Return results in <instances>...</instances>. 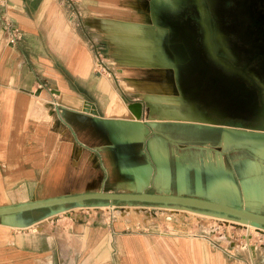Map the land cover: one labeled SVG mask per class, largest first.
I'll use <instances>...</instances> for the list:
<instances>
[{
	"label": "crops",
	"instance_id": "obj_1",
	"mask_svg": "<svg viewBox=\"0 0 264 264\" xmlns=\"http://www.w3.org/2000/svg\"><path fill=\"white\" fill-rule=\"evenodd\" d=\"M151 1L0 0V207L146 191L264 213V134L211 126L238 120L163 99L194 117L149 120L139 85L161 89L149 67L161 61L146 51ZM4 18L23 34L16 44ZM94 47L116 79L96 70ZM137 100L141 119L127 108ZM145 204L92 200L0 215V264H264L263 239L251 250L219 238L195 208Z\"/></svg>",
	"mask_w": 264,
	"mask_h": 264
},
{
	"label": "flooded vegetation",
	"instance_id": "obj_2",
	"mask_svg": "<svg viewBox=\"0 0 264 264\" xmlns=\"http://www.w3.org/2000/svg\"><path fill=\"white\" fill-rule=\"evenodd\" d=\"M200 4L203 14L196 0H191L184 13L172 16V20L178 22L179 32L184 31L187 42L196 48L192 64L204 73V101L221 96L223 88L232 86L238 98L235 102H244V107L218 116L255 127L263 124L259 114L260 102L264 109V0H201ZM205 27L211 32L209 40L212 33L216 39L217 30L225 33L226 53L217 48L213 54L205 51ZM255 84L261 86V97Z\"/></svg>",
	"mask_w": 264,
	"mask_h": 264
},
{
	"label": "water",
	"instance_id": "obj_3",
	"mask_svg": "<svg viewBox=\"0 0 264 264\" xmlns=\"http://www.w3.org/2000/svg\"><path fill=\"white\" fill-rule=\"evenodd\" d=\"M191 0H181L178 3L177 8L171 6L166 1L163 0H152L150 3V9L154 15H156V23L159 26L165 27L168 30L166 32L160 33V42L162 50L165 54L166 64L170 67L172 73L173 82L176 84V87L180 91L181 95L190 102H194L198 105L197 109L204 110L209 115H215L218 117L219 113L229 112L228 110L235 109L236 107H244V102H235L238 98L235 97L234 87L229 86L228 88H223V94L217 96L213 99H208L204 101L203 99V88L202 81L204 73L202 70H199L193 66V56L192 52L196 50L193 45L189 44L182 33L179 32V24L177 21L172 20V16L179 15L184 13L185 6L190 3ZM218 31V30H217ZM209 33L208 31V37ZM225 34V33H224ZM204 40L205 32H204ZM210 42H212V50H216V43L218 44V39H214L213 33L210 36ZM216 37V33H215ZM224 39V38H223ZM221 39V42L226 45L224 40ZM215 40V41H214ZM206 49V50H205ZM205 51L209 52L206 47ZM220 51L227 52L228 49ZM210 53V52H209ZM200 75L198 79L197 75ZM195 75V76H194ZM257 76V75H256ZM257 87V96L262 95L261 86L255 84ZM259 97V98H260ZM240 99V98H239ZM242 100V98H241ZM259 117L262 118V123L264 124V109L262 108ZM84 110L89 111L90 113L97 114L95 105L90 101L86 100L84 103ZM127 108L130 110V118L141 119L144 116V104L142 100L132 101L127 104ZM245 127L255 126L249 124H243ZM100 201L108 202L111 204L118 202H127V203H158V204H169V205H181L192 207L196 209H210L220 211L223 214L229 215L231 217L246 219L248 221L257 222V229L259 227H264V213H259L251 211L242 207L219 203L203 198H198L188 195H174V194H162L156 192H110V191H92L78 194H71L65 196H58L53 198L39 199L30 202H23L10 206L0 207V215L16 213L21 211H26L39 207H50L56 205H62L67 203H80L85 201ZM249 237L246 236V243L249 241ZM248 248L254 250V245L247 244Z\"/></svg>",
	"mask_w": 264,
	"mask_h": 264
},
{
	"label": "rangeland",
	"instance_id": "obj_4",
	"mask_svg": "<svg viewBox=\"0 0 264 264\" xmlns=\"http://www.w3.org/2000/svg\"><path fill=\"white\" fill-rule=\"evenodd\" d=\"M169 2H171V6H173L174 8H177V5L179 2H181V0H169ZM200 2L201 0H196V5L198 6L200 12L203 14V8H200V5H201ZM152 18L154 19L153 24L155 25V27H150L151 30H150V33L148 34L149 38H147L149 42H148V47L146 46V51H147V54H150L151 53L150 51H152L153 56L158 54L157 57L161 61V62L159 61L160 63L158 64L155 63V65L150 64L151 66L149 67L154 74V76L151 77L150 79H152L154 82H158V84L160 83V87L162 90L159 87L156 88L155 83H151L152 88L146 87V85H150L147 83H144V85L142 84L141 86L139 85L142 91L143 90L145 91L148 89L146 91V93L148 94L145 95L143 93V95L147 102L146 112L149 113V118H150L149 120L151 122L158 120L159 119L158 115H162L163 117H169L172 115L173 116H192L194 117V114L191 112L189 106H172V105L162 106L163 103H157L162 99L167 100L168 102L170 100L172 102H178V103H183L185 105L186 104L190 105L192 110H194L196 114L201 115L200 112L197 110V108L194 106V104L190 103L189 100H186L181 95L180 91L176 87V84L173 82L170 67L166 64L165 54L162 50L160 37H159L160 34L157 37H155L156 30L158 32H166L168 29L165 27L159 26L158 24L155 23L156 15H152ZM203 24H205V22H203ZM204 32H205V38L207 39L205 42V46L208 48L211 54H213L212 42H210V40L208 39L209 37H208L207 27H205ZM224 35L225 34L223 32L216 31V38L219 41L216 47L218 51L220 49H223V50L228 49L227 46L221 42V39L224 38ZM106 61H107V58H106ZM103 74L107 76L106 72H104ZM118 78L120 79V82L124 80L121 76H118ZM210 123H211L210 124L211 126L220 125L221 128L238 127V129H242V130L246 129L249 131H252V130L259 131L261 132V135L264 134V124H260L259 126L252 128V127H245L241 123H236V124H232L228 122H222V123L210 122ZM122 204H125V203L122 202ZM129 204L134 205L136 204V202H132ZM144 204L145 203H142V205ZM155 204H158V203H155ZM138 205H141V203L140 204L138 203ZM145 205H147V203ZM103 208L105 207H100V209H103ZM114 209H116V207H114ZM195 210L194 212L196 214H199V215H196V217H201L202 214H204V218L206 220H209V219L211 220L212 222L211 230L213 232L215 231V233L220 236L219 238H223V237L228 238L230 240H233L235 244L238 245V241L243 244L245 243L244 241H246V236L249 237L250 235V239H249L250 241L248 242H250V244L256 243L258 246H260L261 240L262 239L264 240V231L262 230L260 231L256 229V227H258L257 222L231 217L229 215L223 214L222 212L216 211V210L196 209V208ZM261 248H264V247H261Z\"/></svg>",
	"mask_w": 264,
	"mask_h": 264
},
{
	"label": "built area",
	"instance_id": "obj_5",
	"mask_svg": "<svg viewBox=\"0 0 264 264\" xmlns=\"http://www.w3.org/2000/svg\"><path fill=\"white\" fill-rule=\"evenodd\" d=\"M3 22H4L5 29H7V31H8V42L11 44H16L17 42H19L23 37L22 32L15 26V24H13L11 19L4 18ZM93 54H94L96 70L99 73L106 72V74H108V76H112L113 78L116 79L115 70L110 69L109 64L106 61V57L102 53V51L99 50L98 48L94 47L93 48ZM125 203H127V202H125ZM136 204H138V203H136ZM111 206L114 207L115 205L111 204ZM170 206H172V205H170ZM170 218H171L170 214H167L165 216V219H167V220ZM256 229H257V227H256ZM257 230H260V229H257Z\"/></svg>",
	"mask_w": 264,
	"mask_h": 264
}]
</instances>
